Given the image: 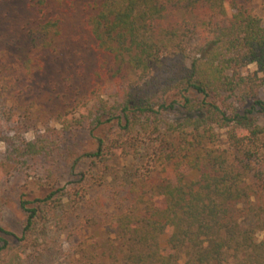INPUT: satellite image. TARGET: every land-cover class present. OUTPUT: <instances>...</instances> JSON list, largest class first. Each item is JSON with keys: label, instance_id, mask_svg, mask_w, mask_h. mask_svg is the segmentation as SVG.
<instances>
[{"label": "trees", "instance_id": "1", "mask_svg": "<svg viewBox=\"0 0 264 264\" xmlns=\"http://www.w3.org/2000/svg\"><path fill=\"white\" fill-rule=\"evenodd\" d=\"M73 1L30 0V23L60 36L63 18L52 5ZM251 1L91 0L85 31L104 59L63 133L28 139L26 89L0 82L2 165L27 170L53 157L71 128L86 129L93 143L72 162L79 178L71 188L21 198L19 240L36 239L26 259L264 264V22ZM49 227L63 240L46 238ZM5 235L0 226V254L10 250Z\"/></svg>", "mask_w": 264, "mask_h": 264}, {"label": "rangeland", "instance_id": "2", "mask_svg": "<svg viewBox=\"0 0 264 264\" xmlns=\"http://www.w3.org/2000/svg\"><path fill=\"white\" fill-rule=\"evenodd\" d=\"M90 1L74 0L65 8L54 3L52 8L62 16L64 31L60 36L46 37L40 33L37 20L35 25L33 21L30 23L36 19L30 0H0V82L26 89L22 100L29 108L27 117L31 116L32 122L23 131L30 140L49 133L52 128H62L63 133L62 122L71 124L74 117L79 118L80 109L87 102L93 83L98 80L95 73L104 58L95 53L85 31V18L93 11L88 9ZM247 5L264 22V0H252ZM33 25L35 33L32 35L28 28ZM47 42H50L49 47ZM26 53L32 57L30 62L26 58L20 59ZM249 68L253 71L256 66ZM261 96L264 98V88ZM63 138L62 149L56 155L40 157L31 163L35 173L32 168L20 170L15 165L0 163V226L11 233L5 235L10 250L0 254V264H23L20 258L25 260L35 247L34 237L19 240L26 222L21 198L36 199L57 188L69 189L78 180V175L71 174L72 162L77 155L93 149L92 139L86 129L72 128L64 132ZM6 148V143L1 141L0 152ZM120 166L129 170L131 165L126 161ZM42 232L46 238L63 240L55 227ZM91 232V228L84 230L88 244L94 242ZM95 235L99 234L96 232ZM162 243L165 244L164 238ZM2 244L0 241V246ZM64 245L68 247V241ZM26 262L35 264L29 258ZM40 264H64V261L47 260Z\"/></svg>", "mask_w": 264, "mask_h": 264}]
</instances>
